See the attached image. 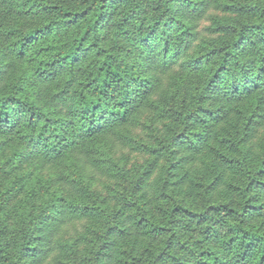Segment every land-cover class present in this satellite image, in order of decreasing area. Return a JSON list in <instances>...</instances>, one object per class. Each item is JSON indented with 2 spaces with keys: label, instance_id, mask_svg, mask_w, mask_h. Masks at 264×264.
I'll return each mask as SVG.
<instances>
[{
  "label": "trees",
  "instance_id": "1",
  "mask_svg": "<svg viewBox=\"0 0 264 264\" xmlns=\"http://www.w3.org/2000/svg\"><path fill=\"white\" fill-rule=\"evenodd\" d=\"M263 129L264 0H0V264H264Z\"/></svg>",
  "mask_w": 264,
  "mask_h": 264
},
{
  "label": "rangeland",
  "instance_id": "2",
  "mask_svg": "<svg viewBox=\"0 0 264 264\" xmlns=\"http://www.w3.org/2000/svg\"><path fill=\"white\" fill-rule=\"evenodd\" d=\"M219 14L220 12L217 9H211L209 11L207 18L203 19L200 24V35L207 33L203 28L210 25L212 18ZM134 132V140L132 142L119 146L112 153L113 161L124 169V174L117 173L114 170L112 172L97 169L88 171V173L91 174V185L93 189L99 197H104L107 201L112 200L113 193L127 187L129 177L132 176L134 170L141 167L151 157L145 147L158 143L154 133L149 132V129H146V127L142 126ZM258 136L259 138H264V129L261 130ZM165 162V159L161 160L160 166L157 168L154 175L159 177L163 175Z\"/></svg>",
  "mask_w": 264,
  "mask_h": 264
}]
</instances>
